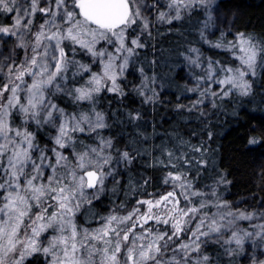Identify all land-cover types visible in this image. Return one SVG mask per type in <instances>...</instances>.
I'll use <instances>...</instances> for the list:
<instances>
[{"label": "snow or ice", "instance_id": "obj_1", "mask_svg": "<svg viewBox=\"0 0 264 264\" xmlns=\"http://www.w3.org/2000/svg\"><path fill=\"white\" fill-rule=\"evenodd\" d=\"M214 4L167 0L160 10V0L147 9L141 0H26L23 5L0 0L5 21L15 13L10 23L0 21V45L13 41L10 54L0 60V264H32L40 254L44 264H212L202 254L209 240L227 245L230 256L243 252L247 240L253 247L264 242V223L251 231L241 227L240 221H251L255 214L233 211L234 205L220 196L218 185L227 183L223 175L200 187L202 177L216 169L215 150L203 139L193 143L179 134L152 147L148 166L162 179L130 178L123 200L110 199L107 208L93 211L108 194L106 181L112 179L111 192L117 193L119 166L135 159L101 134L108 125L96 104L103 93L125 95L126 73L152 39L145 10L157 9V21L171 28L184 12L199 8L208 17L207 29ZM200 39L231 59L209 57L205 67L199 48L188 49L195 55L180 53L200 70L192 73L194 85L186 87L198 93L189 112L205 101L216 108L217 101L248 97L249 75L264 67V40L231 29L215 41L201 30ZM141 64L135 91L144 103L154 102L156 77H148ZM64 97L70 105L62 107ZM184 107L177 104L178 111ZM128 115L140 117L139 112ZM249 143L259 142L252 138ZM85 205L89 212L81 222Z\"/></svg>", "mask_w": 264, "mask_h": 264}, {"label": "trees", "instance_id": "obj_2", "mask_svg": "<svg viewBox=\"0 0 264 264\" xmlns=\"http://www.w3.org/2000/svg\"><path fill=\"white\" fill-rule=\"evenodd\" d=\"M143 2L148 8L153 4V0H141V3ZM160 4L164 6L160 10H165L167 0H160ZM213 8V19L208 22L207 29L205 22L208 17L205 11L199 8L184 12L182 20L174 21L171 28L157 21V9H151L150 13L146 10L144 15L152 22V39L147 40V48L138 50L139 58L133 61L126 73V79L123 80L125 95L103 93L98 97L96 104L97 111L105 114L108 125L101 130V134L105 138H111L120 150H129L135 159L131 165L119 166L120 175L116 176V180L122 181V185L117 186V193L111 192L114 184L112 179L106 181L108 194L102 197L100 204L93 211L107 208L110 199L117 200L118 197L123 200L125 196L122 188L128 184L130 178L139 180L143 174L145 177L156 176L162 179L160 172L148 166L152 161V147L179 134L185 140L192 138L193 143L203 139L215 150L216 169L211 177H202L200 187L213 185L223 175L227 183L218 185V192L223 199L231 204L244 203L237 205L240 210L248 206L246 201H251L245 212L254 213L255 216L251 221H240V226L251 231L253 225L264 223V219H261V213L264 212V67L256 68L255 77L249 75L252 93L248 97L234 96L226 98L224 102L217 101L216 108L205 101V104L189 112L191 102L197 99L198 93L187 92L186 87L194 85L192 73L199 74L200 70L191 68L183 55H180L182 52L191 54L188 53L190 47L199 48L205 67L209 57L223 61L231 59L230 54L201 41V30L205 31L206 37L211 41H215L221 31L228 29L233 33L237 30L251 33L264 40V0H215ZM9 18L10 16L5 21L0 15V21L9 22ZM40 22L37 21V27ZM227 39H232V36L228 35ZM22 52L20 50V56H23ZM77 59H82L84 63L91 62L90 57L78 56ZM141 62L146 75L150 78L156 77L154 88L157 98L154 102L144 103L143 97L135 91V86L141 81ZM96 70L93 68V71ZM178 103L185 106L183 111L177 110ZM60 104L64 107L66 104L70 105V102L64 97ZM89 107L90 105L85 104V108ZM69 111H72L70 106ZM129 112L134 115L139 112V119L130 120ZM201 112L204 114L201 115ZM193 132L196 133L194 138ZM209 132L213 133L211 141L208 140ZM43 135L42 133L41 144ZM252 138L259 143L250 144L249 140ZM137 149L145 154L138 156ZM149 191L152 189L149 188ZM88 212V206L85 205L80 217L81 222L88 216ZM226 247L227 245L222 247L220 243L209 240L202 254H208L212 264H254L249 260L252 255L254 258L262 257L261 261H264V242H259L253 247L252 241L247 240L245 251L231 256L226 253ZM43 262L42 254L32 259V264Z\"/></svg>", "mask_w": 264, "mask_h": 264}, {"label": "rangeland", "instance_id": "obj_3", "mask_svg": "<svg viewBox=\"0 0 264 264\" xmlns=\"http://www.w3.org/2000/svg\"><path fill=\"white\" fill-rule=\"evenodd\" d=\"M25 2H26V0H18V3L21 4V5H23ZM28 2H30V0H28ZM142 5H145V3L143 2ZM147 8H148V6L146 7V9H147ZM144 14H146V10H145ZM14 15H15V13L8 14V16H10V18H9V22H11V17L14 16ZM1 16H2V18H5L3 15H1ZM12 43H13V41H9L7 44L0 45V60H2L4 56H7V55L10 54V52H11V47H12ZM22 54H23V52H22ZM21 57H22V56H21ZM0 78H2V77H0ZM109 180H110V179H109ZM109 180H107V182H108ZM107 182H106V183H107ZM242 202H244V201H242ZM246 203L248 204V206H246V208H248V207L250 206V204H251V201H246ZM230 204H231V203H230ZM232 205H234V208H235V209H233V211H235V210H237V209L240 210L239 208H237V205H244V203H241V202H240V203L238 204V202H233ZM246 208H242L240 211H245ZM84 218H85V217H84ZM93 227H95V225H94ZM245 249H246V247H244V251H245ZM253 251H254V250H253ZM249 260L252 261L253 263H254V261H255V263H257V262H259V261L262 260V257H261V258H260V257H256V258H254L253 255H252V256L249 257ZM43 264H44V262H43Z\"/></svg>", "mask_w": 264, "mask_h": 264}]
</instances>
